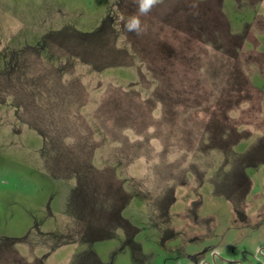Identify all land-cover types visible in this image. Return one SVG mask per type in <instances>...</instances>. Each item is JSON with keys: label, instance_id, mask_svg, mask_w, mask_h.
Returning a JSON list of instances; mask_svg holds the SVG:
<instances>
[{"label": "rangeland", "instance_id": "374dc122", "mask_svg": "<svg viewBox=\"0 0 264 264\" xmlns=\"http://www.w3.org/2000/svg\"><path fill=\"white\" fill-rule=\"evenodd\" d=\"M0 264H264V0H0Z\"/></svg>", "mask_w": 264, "mask_h": 264}]
</instances>
